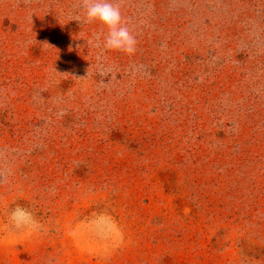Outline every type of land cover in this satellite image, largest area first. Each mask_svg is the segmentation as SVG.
Returning a JSON list of instances; mask_svg holds the SVG:
<instances>
[{
  "label": "rangeland",
  "instance_id": "374dc122",
  "mask_svg": "<svg viewBox=\"0 0 264 264\" xmlns=\"http://www.w3.org/2000/svg\"><path fill=\"white\" fill-rule=\"evenodd\" d=\"M115 3L0 0V264H264V0Z\"/></svg>",
  "mask_w": 264,
  "mask_h": 264
},
{
  "label": "clouds",
  "instance_id": "9594fccd",
  "mask_svg": "<svg viewBox=\"0 0 264 264\" xmlns=\"http://www.w3.org/2000/svg\"><path fill=\"white\" fill-rule=\"evenodd\" d=\"M80 11L85 23H99L106 29L103 47L133 55L137 49V39L124 22L121 8L115 0H80ZM2 178V177H0ZM8 224L15 230V234H23L25 231H40L42 225L33 212L20 204L10 208Z\"/></svg>",
  "mask_w": 264,
  "mask_h": 264
}]
</instances>
